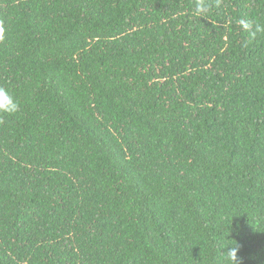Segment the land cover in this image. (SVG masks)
Returning a JSON list of instances; mask_svg holds the SVG:
<instances>
[{
	"label": "trees",
	"instance_id": "trees-1",
	"mask_svg": "<svg viewBox=\"0 0 264 264\" xmlns=\"http://www.w3.org/2000/svg\"><path fill=\"white\" fill-rule=\"evenodd\" d=\"M0 0V264H264V0Z\"/></svg>",
	"mask_w": 264,
	"mask_h": 264
},
{
	"label": "clouds",
	"instance_id": "clouds-1",
	"mask_svg": "<svg viewBox=\"0 0 264 264\" xmlns=\"http://www.w3.org/2000/svg\"><path fill=\"white\" fill-rule=\"evenodd\" d=\"M210 10L208 0H194L192 15L195 17H204ZM241 29L246 31L248 38L255 41L258 36L264 35V23L254 20L240 19L238 21ZM6 29L2 21H0V41L5 38ZM21 104L16 95L8 88L0 85V117L15 116L20 112ZM221 252L225 255L230 264H241L238 258L239 246L222 245Z\"/></svg>",
	"mask_w": 264,
	"mask_h": 264
}]
</instances>
